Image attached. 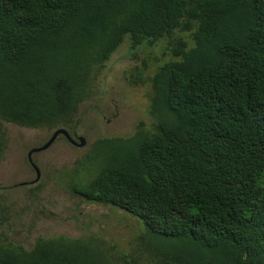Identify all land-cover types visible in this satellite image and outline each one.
Instances as JSON below:
<instances>
[{
	"label": "trees",
	"instance_id": "1",
	"mask_svg": "<svg viewBox=\"0 0 264 264\" xmlns=\"http://www.w3.org/2000/svg\"><path fill=\"white\" fill-rule=\"evenodd\" d=\"M127 39L168 42L153 126L98 140L74 193L139 218L151 264H264V0H0V163L4 123L75 133ZM3 197L0 264H89L79 240H10Z\"/></svg>",
	"mask_w": 264,
	"mask_h": 264
},
{
	"label": "rangeland",
	"instance_id": "2",
	"mask_svg": "<svg viewBox=\"0 0 264 264\" xmlns=\"http://www.w3.org/2000/svg\"><path fill=\"white\" fill-rule=\"evenodd\" d=\"M170 58L165 39L136 50L127 39L99 73L95 93L76 118L75 133L87 145L79 148L62 135L49 149L35 153L38 182L28 154L43 147L56 129L4 123L8 146L0 163V195L9 214L10 240L31 249L38 237L62 236L79 240L89 264H151L139 218L113 206L92 204L72 187L84 183L99 162L98 140L130 137L141 126L152 128L151 79Z\"/></svg>",
	"mask_w": 264,
	"mask_h": 264
},
{
	"label": "water",
	"instance_id": "3",
	"mask_svg": "<svg viewBox=\"0 0 264 264\" xmlns=\"http://www.w3.org/2000/svg\"><path fill=\"white\" fill-rule=\"evenodd\" d=\"M62 135L65 136L74 146L83 148L87 145L86 139L82 136H79L76 139L72 136V134L67 129L60 128V129L55 130L51 139L43 147L33 149L32 151L29 152V155H28L29 161L37 172V179L35 182H38L40 180L41 172L37 164L34 163L32 156L37 152H41V151L49 149L55 143V141Z\"/></svg>",
	"mask_w": 264,
	"mask_h": 264
},
{
	"label": "flooded vegetation",
	"instance_id": "4",
	"mask_svg": "<svg viewBox=\"0 0 264 264\" xmlns=\"http://www.w3.org/2000/svg\"><path fill=\"white\" fill-rule=\"evenodd\" d=\"M74 138H78L79 137V135L78 134H76V133H74L73 135H72ZM29 155V154H28ZM33 157V156H32ZM29 159V158H28ZM30 162V161H29ZM35 163V162H34ZM32 165V164H31ZM33 167V166H32Z\"/></svg>",
	"mask_w": 264,
	"mask_h": 264
}]
</instances>
